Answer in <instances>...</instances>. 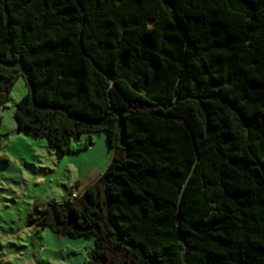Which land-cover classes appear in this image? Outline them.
I'll return each mask as SVG.
<instances>
[{
  "label": "trees",
  "instance_id": "1",
  "mask_svg": "<svg viewBox=\"0 0 264 264\" xmlns=\"http://www.w3.org/2000/svg\"><path fill=\"white\" fill-rule=\"evenodd\" d=\"M20 77L19 130L114 151L31 224L92 264H264V0H0V110Z\"/></svg>",
  "mask_w": 264,
  "mask_h": 264
},
{
  "label": "rangeland",
  "instance_id": "2",
  "mask_svg": "<svg viewBox=\"0 0 264 264\" xmlns=\"http://www.w3.org/2000/svg\"><path fill=\"white\" fill-rule=\"evenodd\" d=\"M27 92L26 80L18 78L0 110V264H92L91 241H67L48 228L40 230L29 215L72 200V193L83 196L105 173L114 151L104 132L72 142V151L80 152L58 156L45 139L19 131L15 112Z\"/></svg>",
  "mask_w": 264,
  "mask_h": 264
},
{
  "label": "crops",
  "instance_id": "3",
  "mask_svg": "<svg viewBox=\"0 0 264 264\" xmlns=\"http://www.w3.org/2000/svg\"><path fill=\"white\" fill-rule=\"evenodd\" d=\"M19 130V129H18ZM19 131H21V130H19ZM76 196V193H72V197H75ZM68 241V240H67Z\"/></svg>",
  "mask_w": 264,
  "mask_h": 264
}]
</instances>
